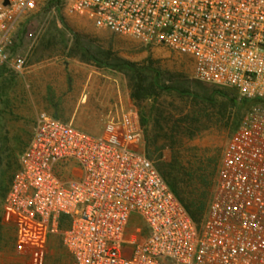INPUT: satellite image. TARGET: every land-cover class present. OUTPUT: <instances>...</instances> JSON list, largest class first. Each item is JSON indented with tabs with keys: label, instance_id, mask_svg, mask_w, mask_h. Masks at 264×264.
Listing matches in <instances>:
<instances>
[{
	"label": "built area",
	"instance_id": "built-area-1",
	"mask_svg": "<svg viewBox=\"0 0 264 264\" xmlns=\"http://www.w3.org/2000/svg\"><path fill=\"white\" fill-rule=\"evenodd\" d=\"M45 2L0 0V66L23 73L17 32ZM62 6L97 28L186 56L198 80L260 101L229 137L199 226L146 156L132 110L109 119L98 135L39 112L3 198L1 220L14 250L0 255V264H46L54 237L73 264H264V0Z\"/></svg>",
	"mask_w": 264,
	"mask_h": 264
},
{
	"label": "rangeland",
	"instance_id": "rangeland-1",
	"mask_svg": "<svg viewBox=\"0 0 264 264\" xmlns=\"http://www.w3.org/2000/svg\"><path fill=\"white\" fill-rule=\"evenodd\" d=\"M44 6L40 4L23 18L14 42V50L26 58L25 70L21 74L10 69L0 73V255L14 250L13 232L1 220L4 193L17 171L13 167L19 166L31 139L39 112L98 135L111 119L110 109L117 111L115 117L132 110L138 117L145 147L143 110L159 103L168 114L178 117L200 103L202 108L208 107L204 110L206 127L195 137L184 139L181 154L186 164L204 162L217 168L231 135L228 126L215 122L214 108L205 99L212 96L217 103L225 101L224 95L230 90L238 93L235 88L198 80L186 56L97 28L67 13L63 6ZM116 59L138 66L153 65L166 84L180 83L184 92L163 91L157 101L150 98L138 104L130 95V74ZM170 158V150L165 149L160 161ZM214 190L215 186L211 198ZM137 220L134 216L131 224ZM46 264H73L59 237L50 241Z\"/></svg>",
	"mask_w": 264,
	"mask_h": 264
},
{
	"label": "trees",
	"instance_id": "trees-1",
	"mask_svg": "<svg viewBox=\"0 0 264 264\" xmlns=\"http://www.w3.org/2000/svg\"><path fill=\"white\" fill-rule=\"evenodd\" d=\"M62 3L63 0H46L44 8L62 6ZM116 60H119V66L130 74L132 81L130 95L138 104L150 98L157 101L163 91L184 92L180 83L166 84L165 78L153 65L138 66V64L124 59ZM6 70H9L7 66H0V73ZM224 96L226 97L225 101L219 103L212 96L204 99L208 100L210 106L214 108L215 122L228 126L232 134L245 112L260 100L240 97L234 89ZM196 105L198 106H194L189 112L180 113L178 117H175L174 114H168L161 104L156 103L148 110L141 112V125L144 127L145 147L143 148L146 156L154 161L156 169L170 190L182 203L191 219L199 226L211 200L218 168L217 165L213 167L204 165V162L188 161L186 164L181 154L184 139L195 137L206 127L204 110L208 107L202 108L199 106L200 103ZM165 149L170 150L171 158L163 162L160 159ZM18 167L13 168L16 171ZM66 224L67 219L62 216L60 226L64 227Z\"/></svg>",
	"mask_w": 264,
	"mask_h": 264
},
{
	"label": "crops",
	"instance_id": "crops-1",
	"mask_svg": "<svg viewBox=\"0 0 264 264\" xmlns=\"http://www.w3.org/2000/svg\"><path fill=\"white\" fill-rule=\"evenodd\" d=\"M118 113H117V111L116 112H113V110L112 109H110L109 110V112H108V115H112L111 116V118H115V116L117 115ZM115 115V116H114ZM80 128V127H79ZM81 129H83V128H81ZM83 130H86L87 132H89V130H87V129H83Z\"/></svg>",
	"mask_w": 264,
	"mask_h": 264
}]
</instances>
